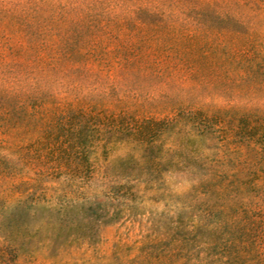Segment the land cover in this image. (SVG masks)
<instances>
[{"label": "trees", "instance_id": "obj_1", "mask_svg": "<svg viewBox=\"0 0 264 264\" xmlns=\"http://www.w3.org/2000/svg\"><path fill=\"white\" fill-rule=\"evenodd\" d=\"M263 27L264 0H0V264L146 196L196 213L144 264H264Z\"/></svg>", "mask_w": 264, "mask_h": 264}, {"label": "rangeland", "instance_id": "obj_2", "mask_svg": "<svg viewBox=\"0 0 264 264\" xmlns=\"http://www.w3.org/2000/svg\"><path fill=\"white\" fill-rule=\"evenodd\" d=\"M262 31L264 33V27ZM261 50L260 53L252 55H264V48ZM242 55L247 54L243 52ZM0 152L6 155L10 150L0 149ZM10 157L16 159L14 154ZM34 176V171L27 168V170L17 174L14 180L9 181L11 183L13 181L15 184L25 180L32 182ZM5 185L0 179V191L3 187L5 188ZM172 187L175 194L182 193L188 188L186 183L179 181H174ZM2 195L0 194V196ZM22 196L20 191L7 190L4 194L10 204L15 203ZM127 203L130 205L127 213L120 220L101 227L96 241L73 246L69 251L62 253L58 262L53 264H144V259L154 260V255L160 249L174 247L175 245H172L174 238L187 233L183 224L191 225L196 213L190 201H184V199L146 196L143 199L128 201ZM179 225L182 226L179 227ZM191 247H186L185 259L184 257L174 258L176 263L190 264ZM149 254L153 256L150 257ZM51 262L53 261L44 260L41 257L35 261L36 264H49Z\"/></svg>", "mask_w": 264, "mask_h": 264}]
</instances>
